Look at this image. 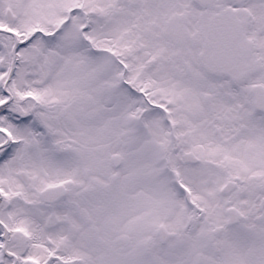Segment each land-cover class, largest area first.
<instances>
[{
	"label": "snow or ice",
	"instance_id": "6c2138e0",
	"mask_svg": "<svg viewBox=\"0 0 264 264\" xmlns=\"http://www.w3.org/2000/svg\"><path fill=\"white\" fill-rule=\"evenodd\" d=\"M0 264H264V0H0Z\"/></svg>",
	"mask_w": 264,
	"mask_h": 264
}]
</instances>
